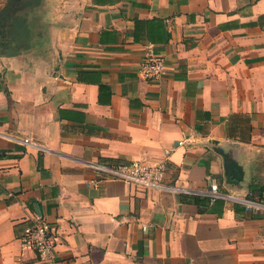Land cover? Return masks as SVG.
<instances>
[{"label":"crops","instance_id":"crops-1","mask_svg":"<svg viewBox=\"0 0 264 264\" xmlns=\"http://www.w3.org/2000/svg\"><path fill=\"white\" fill-rule=\"evenodd\" d=\"M11 15L28 29L0 35V264H264L263 213L90 166L171 150L166 184L264 199V0H42ZM149 52L166 63L154 80L138 74ZM36 215L53 262L22 248Z\"/></svg>","mask_w":264,"mask_h":264},{"label":"built area","instance_id":"built-area-1","mask_svg":"<svg viewBox=\"0 0 264 264\" xmlns=\"http://www.w3.org/2000/svg\"><path fill=\"white\" fill-rule=\"evenodd\" d=\"M166 63L163 57L155 56L149 52L141 61L138 74L145 80H154L164 73ZM171 150L165 151V158L154 164H149L140 159L120 161L116 163L92 162L90 166L97 172L141 186L147 190H178L184 194H195L208 197L211 201L218 199L242 204L248 211L264 214V199H253L246 196L232 194L221 190L216 184H211L205 189H192L188 187H175L165 183L168 161ZM143 228L147 227L143 225ZM24 250L34 251L39 260L53 262L55 259L56 236L53 226L40 215L33 218V222L24 228L20 237Z\"/></svg>","mask_w":264,"mask_h":264},{"label":"water","instance_id":"water-1","mask_svg":"<svg viewBox=\"0 0 264 264\" xmlns=\"http://www.w3.org/2000/svg\"><path fill=\"white\" fill-rule=\"evenodd\" d=\"M41 1L42 0H8V4L3 8L2 12L0 13V27H2V28H0L1 29L0 35H2V37L4 38V37H6V35L9 32L12 33V31H10L11 30L10 24L15 25L16 27H19L23 24V28L28 29V26H27L23 17L18 16L17 18H14L11 15V13L17 12L22 7L38 6L41 3ZM28 33H29V31H28ZM12 35H14V33H12L9 37L13 40H16L17 37H15V36L13 37ZM15 44L18 45V43H15ZM220 152H222V150H220ZM227 162H231V161L228 160ZM234 165L227 164V170H231V171L235 170L236 166L234 167Z\"/></svg>","mask_w":264,"mask_h":264},{"label":"trees","instance_id":"trees-1","mask_svg":"<svg viewBox=\"0 0 264 264\" xmlns=\"http://www.w3.org/2000/svg\"><path fill=\"white\" fill-rule=\"evenodd\" d=\"M183 199H188L191 200L195 203H197L198 205H206L208 204V202L210 201L209 198L206 197H202V196H196V195H187V194H183ZM254 199V198H253Z\"/></svg>","mask_w":264,"mask_h":264}]
</instances>
